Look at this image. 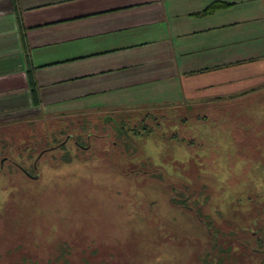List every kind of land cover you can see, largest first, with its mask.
Listing matches in <instances>:
<instances>
[{"label":"rangeland","instance_id":"obj_1","mask_svg":"<svg viewBox=\"0 0 264 264\" xmlns=\"http://www.w3.org/2000/svg\"><path fill=\"white\" fill-rule=\"evenodd\" d=\"M252 82L197 115L160 112L161 127L140 142L128 132L147 114L141 110L157 107L0 112V264H264V93L253 97L259 119L251 114V123H230V114L223 126V113L211 111L264 90V75ZM196 117L209 124H176ZM120 152L131 167L119 165ZM154 166L168 180L151 174ZM194 174L219 193L210 204L189 188L181 193ZM224 229L230 237L215 240Z\"/></svg>","mask_w":264,"mask_h":264},{"label":"crops","instance_id":"obj_2","mask_svg":"<svg viewBox=\"0 0 264 264\" xmlns=\"http://www.w3.org/2000/svg\"><path fill=\"white\" fill-rule=\"evenodd\" d=\"M263 75L264 0H0V112H194ZM262 93L213 116L258 120Z\"/></svg>","mask_w":264,"mask_h":264},{"label":"trees","instance_id":"obj_3","mask_svg":"<svg viewBox=\"0 0 264 264\" xmlns=\"http://www.w3.org/2000/svg\"><path fill=\"white\" fill-rule=\"evenodd\" d=\"M231 5L230 4H226V3H216V4H214V5H212V6H210L206 11H205V14H211V13H214V12H216V11H218V10H221V9H225V8H228V7H230ZM180 108H177V109H175V113L176 112H180ZM186 111H189V113L192 115H197V113H199V112H201V109L199 108V110L198 111H194L193 112V110L191 109V108H189V107H187L186 109H185ZM141 111H145V112H147V114L145 113L144 114V116H143V118H142V120H140V118L139 117H136V119L138 120V121H140V123H139V125L137 124V122H135L134 124H132L133 125V127L132 128H130L131 129V131H130V133L128 132V136H129V138L130 137H132V139H134V141L135 140H138V142H140V140H139V138H141V137H146V136H148L149 134H151L152 132H154L156 129H159L160 127H161V122H163V120H161L160 118H157L158 117V115L160 114V112H162V111H164V112H166V113H170V114H172L171 116V118L172 119H176L177 117H174V113H172V109L171 108H167V107H161V108H159V107H157V108H155V109H148V110H141ZM78 113H84V112H65V113H62V114H59V115H50V116H53V117H59V116H63V115H71V114H78ZM150 113L151 114H154L155 115V117L154 118H152V121L150 122V120H148L147 121V118L149 117L148 115H150ZM48 115V114H47ZM162 115H165V114H162ZM166 116V115H165ZM207 116H208V114H207ZM210 116V115H209ZM146 117V118H145ZM136 119H135V121H136ZM196 120L198 121V119H197V117H196ZM147 121V122H146ZM196 121V122H197ZM150 122V123H149ZM166 124H168L166 121H164ZM195 122V123H196ZM149 123V124H148ZM192 123V121H179V122H176V124H178V125H180L181 127H185L186 125H193V124H191ZM148 124V125H147ZM172 124H174V123H172ZM185 125V126H184ZM116 127V126H115ZM124 126H122L121 124H119V126H117V130H119V133H121V134H124V129H126V128H124ZM198 128V127H197ZM178 137V135L177 134H172V136L170 137L171 139H176ZM178 139V138H177ZM181 140H183L182 141V143H180L181 145H185V146H187V144L189 145V144H192L191 143V141H188V140H185V139H181ZM83 149L85 150V151H87L88 149H89V146H86V147H84L83 146ZM139 150H140V148H138ZM124 150H125V152H127V150L128 149H126L125 147H124ZM136 150V149H135ZM141 151V150H140ZM125 152H120V153H118L119 154V156L121 157L120 158V160H119V165L120 166H123V168L125 167V168H129V167H131V164H130V162L127 160L128 158L126 157V154H125ZM142 154H143V152H142ZM141 158L143 159V161L145 162L146 160H150L149 158H146V157H144V155H142L141 156ZM38 163H39V160H36V162H35V164H34V170H37V165H38ZM17 164L15 163V166H16ZM18 168L26 175V176H28L29 178H31V179H33V178H35V177H37V176H34L30 171H28L26 168H24L22 165H18ZM122 172V171H121ZM151 174H153V175H159L160 176V179L162 180V179H164V178H168V175H166L165 173H164V171L160 168V167H156V166H154V169L150 172ZM168 180V179H167ZM189 183H193L194 185H191V184H189L188 182H186V183H182V184H180L179 185V187L181 188V193H187V189L189 188V193H190V195L191 196H193L194 197V195H195V201L198 199V196H204L205 195V197H204V203H209L210 204V200H211V195H214V196H218L219 195V193H217V192H213V191H210V185L208 184V183H206L205 181H204V179H202L201 177H198L196 174H194L191 178H189ZM171 181V180H170ZM175 184H177V183H175ZM173 185V184H172ZM175 186L176 185H174V187H173V189L175 188ZM202 193V194H201ZM217 194V195H216ZM207 216H210V215H207ZM227 223H233L232 221H230L228 218H227ZM208 223L211 225L212 223H211V220H209L208 221ZM208 223H207V225H208ZM240 223V222H239ZM238 224V223H237ZM240 225H241V223H240ZM231 226V225H230ZM212 227H213V225H212ZM217 227V226H216ZM219 227V226H218ZM232 228V227H231ZM209 229H211L210 228V226H209ZM220 229H223L222 227L220 228ZM230 231H225V229L222 231V233H215L214 234V237H215V240L217 239L216 238V236L218 237V239H220V237L222 236V237H226V239H228L229 237H230V233H229ZM232 232V231H231ZM232 234V233H231ZM256 235H258V234H256ZM239 236H241V235H239Z\"/></svg>","mask_w":264,"mask_h":264},{"label":"flooded vegetation","instance_id":"obj_4","mask_svg":"<svg viewBox=\"0 0 264 264\" xmlns=\"http://www.w3.org/2000/svg\"><path fill=\"white\" fill-rule=\"evenodd\" d=\"M254 234V233H253ZM257 234V233H256ZM256 234H254V235H256Z\"/></svg>","mask_w":264,"mask_h":264}]
</instances>
